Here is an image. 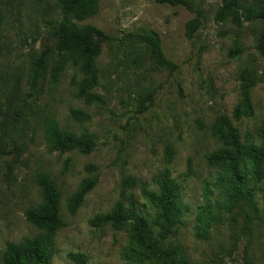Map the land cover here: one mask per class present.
<instances>
[{
  "label": "rangeland",
  "instance_id": "rangeland-1",
  "mask_svg": "<svg viewBox=\"0 0 264 264\" xmlns=\"http://www.w3.org/2000/svg\"><path fill=\"white\" fill-rule=\"evenodd\" d=\"M95 1L93 15L78 23L112 40L94 39L99 53L91 91L102 101L88 104L78 95L86 76L77 67L67 63L57 82L51 78L59 0H0V253L7 243L43 234L24 219L41 202L36 176L43 173L59 189L64 223L54 232L48 264H75L69 253H83L85 264H164L132 257L131 222L89 224L118 201L133 202L160 246L178 248L185 264H264V179L252 192V211L233 207L220 186L229 175L206 162L220 147L211 133L220 116L232 120L242 143H259L264 55L256 44L264 32V0H242L239 26L216 19L221 0H191L193 12L154 0ZM196 17L200 25L190 38L187 25ZM148 30L158 34L164 56L177 65L174 72L152 63L144 44L127 38ZM42 52L48 60L32 84L31 59ZM246 101L252 114L234 120L235 106ZM48 121L64 132L93 134L92 152L52 148L44 137ZM166 169L182 208L169 229L144 193H158L157 176ZM87 179L94 186L70 214L66 200Z\"/></svg>",
  "mask_w": 264,
  "mask_h": 264
},
{
  "label": "trees",
  "instance_id": "trees-1",
  "mask_svg": "<svg viewBox=\"0 0 264 264\" xmlns=\"http://www.w3.org/2000/svg\"><path fill=\"white\" fill-rule=\"evenodd\" d=\"M154 1L159 4L182 6L190 12L194 11L191 0ZM241 2L242 0H221L215 16L216 19L223 22L229 20L239 26L241 24ZM59 3L62 18L56 28L58 60L51 67L52 81H58L65 64L69 63L77 67L86 76L78 84L80 85L78 95L88 104L101 102L102 99L91 91L97 81L95 58L99 53V47L94 43V39L103 41L112 39L99 28L78 23L93 15L96 1L59 0ZM249 11L251 12V10ZM1 17L0 11V20ZM199 25L198 17L188 23V37L193 36ZM127 38L143 43L152 63L166 69L169 73L177 69V65L164 56L159 42L160 38L155 31L129 33ZM256 45L264 55V32L259 36ZM232 55L236 57L237 53ZM47 60L48 54L46 52L32 57V84L37 81ZM240 79L241 89L245 90L249 85L247 70L242 71ZM146 97L151 100L152 94L149 92ZM251 114L252 106L246 101L244 104L235 106L232 117L234 120H239L242 116H250ZM72 115L82 120L85 119V115L80 111H72ZM43 130L46 141L54 149L76 148L82 154H89L94 147V135L91 133L64 132L58 130L54 122L51 121L45 123ZM211 133L219 141L220 147L206 157V162L210 167L218 168L229 175L227 180L220 181L226 203L233 207L244 205L249 211H252L255 208L252 192L256 189H262L259 183L264 179V124L257 133L258 144L242 143L237 127L231 119L225 116L217 118ZM170 176L168 169L157 176L158 193L144 192L148 202L159 211L162 227L166 229L176 226L182 216L178 185ZM36 182L39 187L41 202L37 206L27 209L24 219L36 229L43 231V234L23 239L17 244L7 243L3 252L0 253L1 264H48L54 252V232L64 226L59 216L60 192L55 181L48 175L37 174ZM94 183V179L85 180L79 190L67 198L66 208L70 214L75 213L81 206ZM88 221L93 227L110 225L113 228H119L129 221L132 229L130 240L133 258L143 262L157 261L164 264H174L175 258L180 256L179 264H185L178 248L173 246L162 248L160 246L158 239L151 233L146 218L138 213L133 202L127 207L118 201L109 213L96 215ZM68 258L75 264H85L86 262V256L83 253H69Z\"/></svg>",
  "mask_w": 264,
  "mask_h": 264
}]
</instances>
